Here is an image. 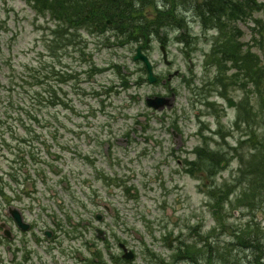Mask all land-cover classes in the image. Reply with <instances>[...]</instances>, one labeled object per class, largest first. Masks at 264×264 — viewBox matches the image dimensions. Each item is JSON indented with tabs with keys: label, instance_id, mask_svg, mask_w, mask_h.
I'll return each mask as SVG.
<instances>
[{
	"label": "rangeland",
	"instance_id": "1",
	"mask_svg": "<svg viewBox=\"0 0 264 264\" xmlns=\"http://www.w3.org/2000/svg\"><path fill=\"white\" fill-rule=\"evenodd\" d=\"M191 1L195 0H176L177 9L180 10L175 14L181 16V11L187 10ZM60 2L63 6L73 5L67 0ZM154 2L161 9L164 8L163 3L166 7L171 5L168 0ZM74 6L81 7V4ZM249 9L250 18L261 19V7ZM151 10L153 5L142 8L149 21L155 18ZM192 13L194 11L190 10ZM34 17V12L24 0H0V48L4 55L11 56L15 62L33 59L39 48L36 40L41 38L40 28L47 18L40 16L34 21ZM246 21L252 24L251 19L246 18ZM247 22L239 23L243 33L238 36L250 43L251 32ZM161 27L157 33L149 35L144 49L153 64L154 73L159 77V81L152 84L144 82L146 74L141 68L142 63H129L143 38L121 48L98 50L94 48L96 37L89 35L86 29H79L74 36L68 35L86 52L92 51V55L85 58H79L77 51L69 50L60 57L63 65H73V84L77 86L79 95L70 93L68 84L63 83L64 93L58 94V99L68 103L69 107L75 105L77 110L75 113L71 110L64 112L63 108L51 109L46 106L41 110L47 112L41 117L44 123L53 110L57 112L56 117L59 114L68 129L60 131L62 135L57 141L68 142L69 145L61 148L57 145L58 150L52 149L61 157L54 161L56 167L49 168V163H40L39 167L44 168L46 176H35V166L30 167L31 174L37 180L34 183L20 182L21 190H29L30 193L11 200V204L21 210L25 220L35 223V233L43 235V229H54L52 224L57 220L69 232L57 231L60 243L53 250L41 248L43 260L39 263L35 257L36 264H162L159 258L170 263L172 254L179 251L182 242L184 245L191 243L187 251L195 252L200 258L209 246L215 248L219 254L214 264H261L257 263V258L264 264V188L258 191V187L251 184L245 165L242 161L240 164L238 158L241 153L248 156L247 151L252 144L248 139L249 129L244 125L240 128L232 126L237 116L236 108H231L225 100L214 95L216 90L211 91V97L216 99L217 105L207 107L202 103L201 106H192L180 76H192L195 84L207 77L202 52L209 49V38L214 32H207V37L204 36L203 27L198 23L190 28L186 23L178 22ZM260 29L261 34L253 39L247 58L253 65L257 57L256 66L264 72V26ZM98 31L102 34L105 32L101 38L111 33L105 31L103 25L98 26ZM181 35L187 37L186 45L178 41ZM161 38L165 41L169 64L163 62L159 49ZM85 40L89 41V47L83 43ZM245 48L248 49L243 46ZM45 49L48 48L45 46ZM91 60L102 71L87 76L82 65ZM111 60L125 63L123 70L129 73L127 77L134 82L127 88L120 85L110 94L103 92L105 111L94 108L95 115H87L82 110L88 104L95 106L97 101L89 88L119 81L116 68L106 63ZM0 67L5 72L8 70L1 64ZM225 71L228 79L225 80L227 87L223 90V96L230 95L241 105V115L248 112L253 117L259 109L258 89L251 81L248 84L249 79L243 78L242 74L233 75L236 71L231 61L227 62ZM138 74L141 75L138 82L142 84L137 85L135 78ZM260 79L264 84V74ZM167 86L174 90L172 105L158 111L147 107L144 102L147 96L171 97ZM240 86L253 92L248 93ZM208 90L206 86L204 91L207 93ZM11 111V114L7 113L16 118L17 110ZM61 114L69 119L64 120ZM0 119L8 123L16 121L6 114ZM134 125L138 128L135 132L132 131ZM35 127L32 125V128ZM258 127L256 121H252L256 134L261 133ZM18 133L22 134L23 130H18ZM125 135L130 136V142ZM114 137H117V141ZM207 149L220 154V157H216L220 165L211 176L210 183L206 181L207 188L212 184L208 189L202 188L193 173L187 174L184 168L186 157L193 159L196 150L202 152ZM75 150L79 155L88 153L89 161L78 156ZM44 151L40 149L42 158L45 157V148ZM205 157L212 159L210 154L205 153ZM45 159H50V156ZM10 165L13 164L0 156V173L5 180L11 179L9 172L15 171L14 167L17 166ZM100 172L119 181L111 180L107 184L101 177L97 178ZM62 176L66 177L68 183L62 184ZM124 182L132 187L133 196L124 192ZM117 183L121 186H115ZM8 190L12 191L10 187ZM211 190L215 197L219 192L221 200L214 199ZM243 190L244 195L241 196ZM4 212V209L0 210V224H5L0 229L8 227L12 231L9 216H5ZM96 213L101 215L100 220L95 217ZM95 228H101L102 233L96 234ZM249 236L253 239L252 246L238 243V240ZM13 239L10 243H13ZM47 243L42 242V246ZM119 243L124 245V251ZM14 244L21 246L19 242ZM30 244L33 245L32 242ZM129 251L132 256L129 259L123 257ZM64 252L70 256H65ZM0 255L1 264L16 261L15 254L14 259L9 260L12 256L5 246ZM75 256L78 261L73 259Z\"/></svg>",
	"mask_w": 264,
	"mask_h": 264
},
{
	"label": "trees",
	"instance_id": "2",
	"mask_svg": "<svg viewBox=\"0 0 264 264\" xmlns=\"http://www.w3.org/2000/svg\"><path fill=\"white\" fill-rule=\"evenodd\" d=\"M37 1L40 4L43 3V7L51 13V16L56 21L53 25L45 24L40 28L42 36L37 43L39 44V48L35 52L33 59H23L15 62L11 56L4 55L2 48H0V64L8 69L5 72L0 67V77H3V80H0V117L6 114L9 119L16 120L14 123H8V121L4 122L0 119V156H3V160L10 164H17L14 167L16 172H9L11 179L5 180L4 175L0 173V201H6V203L10 202L12 198H21L22 193H28L23 188L21 190L20 187L22 185L20 186V182L25 180L33 181L34 183L37 180L35 176H46L44 168L39 167L40 163H49V167H56L57 165L54 161L60 158L55 153L52 158L51 156L53 155L50 152H46L45 157L42 158L40 156V149L44 151L45 148L46 151H49L53 146L63 144L57 140L62 135L60 131L65 132L68 129L64 121L61 120L60 115L58 114L56 117L57 112L54 110L50 117L42 123L41 115H44L47 111L43 112L41 109L50 106L51 109L58 108L61 110L63 108L64 112L66 110H71L72 113L76 112L77 107L75 105L69 107L68 103L58 99V94L64 93L62 89L63 83L68 84L70 93L75 96L79 95L77 86L73 84V65H63L60 57L68 50L70 52L77 51L79 58L92 55V52H86L83 47L78 46V42H75L72 38H68V35H76L79 32V28L94 26L91 22L97 26L102 25L105 18H110L113 24L107 28L113 32V37L116 40L110 41V37L112 36H108L101 41H97L94 44L95 48H99L100 45L98 46V44L109 48H121L124 47L125 43L138 42L139 38H143L146 41L147 36L151 32L157 33L159 27L162 26L161 28H163L168 23L178 22L179 24H184L183 18L177 16L174 12V9H177L178 6L176 0H168L171 2V5L169 7L163 6V9L157 7V3L154 0H103L102 3L106 4L103 8L99 6V3H94L92 8L89 9L83 8V6H63L60 0L50 2L49 0ZM195 2L198 18L203 27L206 29L216 28L218 33L209 53L206 54V61H209L211 65L216 67L214 73L206 79L207 83L219 89L221 97L228 100L230 105L235 106L237 116L232 126L240 128L241 125H244L245 128L249 129L250 135L248 139L252 141V144L247 151L248 156L241 153L240 155L238 154V158L240 164L242 161L245 165V171L249 174V181L252 185L257 186L258 191H260L264 188V88L262 87L264 84H262L260 79L264 72L263 70H258L256 66L257 57H255V63L253 65L250 64L247 58L250 54L248 53L249 49L246 51L240 49V43L234 36V33L235 30L239 31L235 26L236 22L239 18L249 14L251 12L249 8L253 6L263 9L261 19H255V22L259 28L264 26V1L202 0L201 3H198L195 0ZM149 5H153V10H151L155 16L153 21H149L146 13L142 12V8ZM86 14H88V17ZM259 31L261 32V29ZM183 34L185 33L183 32ZM74 38L77 40V37ZM79 40H81V37ZM83 43L89 47L88 41L85 40ZM45 46L48 49H45ZM48 50L51 51L47 53ZM229 61L233 63V66L241 69L242 72L240 74H242L243 78L249 79L248 84L251 81L258 89L259 109L253 117H250L248 112L241 115V105L235 103L233 98L229 97L230 95L223 96V90L227 87L225 80L228 79V75L225 70ZM107 63L111 67H115L117 73H119L118 84L110 83L98 88L95 85L91 86L89 88L90 93L93 97H96L97 101L95 106L88 104L82 110L87 115H95V112H93L94 108L105 111V99L102 97L103 92L110 94L111 91L117 89L120 85L127 88L133 81L124 75L123 63L119 61H107ZM97 66L93 60L89 62L85 61L82 65L84 68L83 72L87 76L99 73L102 71V68H98ZM143 71L145 72V69ZM69 80H71L70 84L68 83ZM184 83L193 99L192 106L204 103L207 107H210L214 104L209 101L210 95L204 91L205 79L201 83L196 84L193 80L184 79ZM137 84L140 83L137 82ZM240 87L248 93L253 92L245 86ZM14 106L17 107L14 108ZM6 109L10 111H5ZM11 110H17L16 118L7 113L10 112L11 114ZM61 116L64 120L69 119L63 116V114ZM252 121H256L258 124V128L261 130L260 134H256L255 130L252 129ZM3 125L4 127H2ZM32 125L36 127L32 128ZM18 130H23V133L19 134ZM195 152L197 153L196 160L189 162L191 172L198 173L203 181H208L220 165L218 163L220 161L216 160V157H220V154L208 149L202 152L196 150ZM205 153L210 154L212 159L204 158ZM48 155L50 159H45ZM13 165H10V167H13ZM32 166H35L34 170H37V172L34 171L35 176L30 172V167ZM63 180L65 181L66 177ZM12 181L13 183H11ZM33 183L31 184L33 185ZM13 184L15 186H12ZM9 187L12 189L11 192L8 190ZM211 192L214 199L221 200L219 192L217 193V197H215L214 191L211 190ZM242 192L241 196L244 195V190ZM238 243L244 246H252L253 239L249 236L238 240ZM190 246L191 243L184 245L182 242L179 245V251H174L172 254L170 263L164 262L161 258L158 261H163L162 264H214V259L219 254V252L215 251V248L209 246L200 258L195 252L187 251ZM257 263L263 264V261L257 258Z\"/></svg>",
	"mask_w": 264,
	"mask_h": 264
},
{
	"label": "water",
	"instance_id": "3",
	"mask_svg": "<svg viewBox=\"0 0 264 264\" xmlns=\"http://www.w3.org/2000/svg\"><path fill=\"white\" fill-rule=\"evenodd\" d=\"M134 59H141L144 61L146 68H147V71H148L147 79L149 82H153L156 78L152 74L151 64L148 61V58L140 52V47L137 48V52H136V55H134ZM171 99L172 98H164V97H158V96H155L152 98L148 97V98H146V103L149 106H152L153 108H163L164 104H168V106L171 105V102H170ZM9 211L13 212V216H14L15 220L20 225V221H19L20 220V215H19L20 213L16 209H11V208H9ZM124 256L130 258L132 256V253L127 252V253H125Z\"/></svg>",
	"mask_w": 264,
	"mask_h": 264
},
{
	"label": "flooded vegetation",
	"instance_id": "4",
	"mask_svg": "<svg viewBox=\"0 0 264 264\" xmlns=\"http://www.w3.org/2000/svg\"><path fill=\"white\" fill-rule=\"evenodd\" d=\"M2 233V231H1V229H0V234ZM13 239V236H11V240ZM21 240H23V237H21V236H16L14 239H13V241H15L16 243H18L19 241H21ZM35 240H38L39 242H41L42 243V239L40 238V239H38V238H36L35 237ZM22 246H17L16 247V254L18 255V256H16V259L15 260H17V261H11V264H36V262L35 261H32V260H30V254L29 253H25L24 254V256H22L21 257V252H22ZM14 259V255H12V260ZM18 260H20V261H18ZM39 263H40V261H39Z\"/></svg>",
	"mask_w": 264,
	"mask_h": 264
}]
</instances>
